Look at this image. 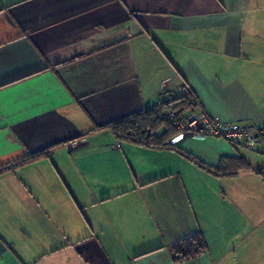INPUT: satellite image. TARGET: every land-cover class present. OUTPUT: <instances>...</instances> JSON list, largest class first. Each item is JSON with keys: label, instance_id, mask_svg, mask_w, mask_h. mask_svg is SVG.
<instances>
[{"label": "crops", "instance_id": "0c3cea01", "mask_svg": "<svg viewBox=\"0 0 264 264\" xmlns=\"http://www.w3.org/2000/svg\"><path fill=\"white\" fill-rule=\"evenodd\" d=\"M183 83L261 144L107 127ZM0 168V264H175L196 233L179 264H264V0H0Z\"/></svg>", "mask_w": 264, "mask_h": 264}, {"label": "trees", "instance_id": "16d2710c", "mask_svg": "<svg viewBox=\"0 0 264 264\" xmlns=\"http://www.w3.org/2000/svg\"><path fill=\"white\" fill-rule=\"evenodd\" d=\"M172 96H167L169 98L167 102L159 104L154 108L146 106L141 111L109 123L107 127L119 140L143 145L152 149L172 148L171 145L166 143V140L177 130L166 112L169 109H186L191 105L190 97ZM160 128H164V131L160 135H157L156 133ZM178 152L181 153V151ZM42 155L43 152H38L33 155L24 156L12 162L9 168L12 169L15 166L28 163L40 158ZM188 158L191 159L190 157ZM197 164L200 167L211 169L218 176H234L240 169L249 167L242 158L222 160L215 167L204 166L200 162H197ZM1 170L2 168H0ZM257 173L261 174L263 172L262 170H257ZM171 250L173 263L179 264L204 254L207 251V243L201 233H196L175 242Z\"/></svg>", "mask_w": 264, "mask_h": 264}, {"label": "built area", "instance_id": "2783aa9c", "mask_svg": "<svg viewBox=\"0 0 264 264\" xmlns=\"http://www.w3.org/2000/svg\"><path fill=\"white\" fill-rule=\"evenodd\" d=\"M179 95L190 97L189 108L169 109L166 114L170 118L173 126L177 130L166 143H171L186 134H195L197 136H209L223 139L231 144L245 146L248 149H254L263 140V131L249 123L229 122L217 116H210L197 105L194 96L189 88L183 83L179 88ZM177 96L173 95L172 97ZM169 98L163 95L156 102L149 103V108H154L159 104L167 102ZM118 140L115 144L120 147Z\"/></svg>", "mask_w": 264, "mask_h": 264}]
</instances>
